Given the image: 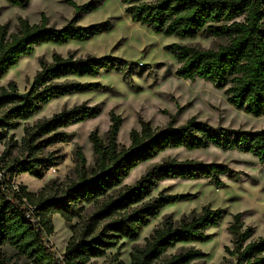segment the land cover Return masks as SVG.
<instances>
[{
  "label": "trees",
  "instance_id": "obj_1",
  "mask_svg": "<svg viewBox=\"0 0 264 264\" xmlns=\"http://www.w3.org/2000/svg\"><path fill=\"white\" fill-rule=\"evenodd\" d=\"M6 1L24 7L30 0ZM69 2L79 11L90 6ZM121 2L133 21L165 36L180 40L196 36L225 39V43L213 48L182 41L167 45L177 64L175 75L190 81L202 79L216 88H224L226 100L233 107L256 117L264 115V0ZM78 17L76 14L58 27L50 24L44 14L37 23L19 16L13 32L8 31L6 23L0 24V79L38 45L85 40L106 27L104 24L80 25ZM39 65L26 97H20L14 81L0 86V140L9 129L33 116L50 100L103 87L99 82L81 78L116 70L121 71L124 80L131 82L135 68L139 67L111 55L77 56L74 51L66 55L54 52L50 60L40 59ZM98 112L97 105L83 102L25 127L23 143L32 154L25 159L9 160V149H4L0 154L1 167L10 174L27 172L41 178L56 164L57 158L54 154L37 156L36 150L70 141L72 133L66 127L94 117ZM169 117L164 127H152L149 121L139 120V129L130 130V143L124 146L117 142L121 117L110 112L105 137L96 130L88 135L94 154L91 167L86 166L81 149H74L77 178L61 196L32 200V194L26 193L24 187L19 186L16 192L8 182L0 181V248L7 244L13 246L27 259L25 264H90L91 258L102 256L121 239H135L166 205L190 196L169 193L165 189L150 196L159 181L207 178L215 186H222V176H238L225 163L167 157L149 166L133 188H125L124 179L139 164L167 149L196 150L209 146L247 151L264 159V127L249 130L213 126L195 116L176 125L175 114ZM88 204L95 205L94 211L85 219L79 235L67 241L62 260L57 262L54 252L43 243L44 236L53 233L52 214H60L69 223L81 215ZM29 205L34 206L35 223L26 216L25 209ZM222 215L219 208L208 204L178 221L167 215L143 246L133 247L131 263L188 264L203 258L205 253L193 246L165 255L179 243L207 241L210 238L207 229L216 226ZM227 229L231 246L226 247L222 264H264V236L252 238L253 228L244 224L240 212L232 215ZM0 264L17 263L0 252Z\"/></svg>",
  "mask_w": 264,
  "mask_h": 264
},
{
  "label": "rangeland",
  "instance_id": "obj_2",
  "mask_svg": "<svg viewBox=\"0 0 264 264\" xmlns=\"http://www.w3.org/2000/svg\"><path fill=\"white\" fill-rule=\"evenodd\" d=\"M69 1L77 5L90 6L85 11H79ZM42 14L47 17L50 24L58 27L76 14H79L77 20L80 25L104 24L106 27L85 40H71L64 44L44 43L36 46L31 54L22 57L7 71L0 79V86L14 81L19 94L27 92L35 73L40 68V59L50 60L54 52L66 55L69 51H74L77 56L111 55L139 67L135 68L131 82L124 80L121 71L116 70L101 71L98 76L81 78L99 82L103 87L52 99L33 116L22 120L16 128L7 131L6 137L0 140V154L4 149H9V160L25 159L32 154L23 143L25 127H30L64 108H71L83 102L97 105L99 108L96 116L66 127V130L72 133L70 141L36 150L37 156L54 154L57 158L56 164L41 178L27 172H17L14 175L12 179L14 183L24 187L26 193L32 194V200L61 196L67 186L76 180L77 169L74 159L76 147L84 154L86 166H92L94 154L88 135L92 130H96L101 137H105L110 125V112L121 117L117 142L124 146L130 143V130L139 129V120L149 121L152 127H164L171 114L176 116V125H181L195 116L213 126L249 130L264 127V115L256 117L233 107L226 100L224 88H216L202 79L190 81L175 75L177 64L173 54L166 49L167 45L182 41L202 48H213L225 43V39L196 36L180 40L175 36L154 32L149 27L133 21L125 12L121 0H30L24 7L0 0V24L6 23L9 32L15 30L19 16L28 19L30 23H37ZM167 157L225 163L235 170L238 176L235 178L222 176V186H215L207 178L159 181L150 196L156 195L162 189L169 193L190 196L166 205L141 229L135 239H121L102 256L91 258L90 264H132L133 247L143 246L167 215L178 221L191 211H198L207 204L219 208L223 214L216 226L207 229L210 238L205 242L179 243L168 249L165 256L193 246L202 250L205 256L188 264H222L223 257L226 256V247L231 246V235L227 227L232 215L237 212H240L244 224L253 228L252 238L264 236V159L260 160L247 151L222 149L216 146L196 150L167 149L133 168L123 181L125 188H133L149 166ZM94 208V204L86 205L84 212L72 218L69 223L60 214H52L53 233L47 236V240L53 252L63 253L67 241L71 236L79 235L85 219ZM0 252L17 264L27 262V259L18 254L11 245H4Z\"/></svg>",
  "mask_w": 264,
  "mask_h": 264
},
{
  "label": "built area",
  "instance_id": "obj_3",
  "mask_svg": "<svg viewBox=\"0 0 264 264\" xmlns=\"http://www.w3.org/2000/svg\"><path fill=\"white\" fill-rule=\"evenodd\" d=\"M2 166V163L0 162V181H6L9 183V185L11 186L12 190L18 192L19 191V186L17 184L14 183V181L12 180L14 175L17 174V172H14L13 174H10L9 172H7ZM33 209L34 206L29 205L26 207V216L32 221V222H36L37 218L33 216ZM43 243L47 248L51 249V244L48 242L47 240V236H44L43 238ZM54 256L57 260V262H60L62 260V254H58L54 252Z\"/></svg>",
  "mask_w": 264,
  "mask_h": 264
},
{
  "label": "water",
  "instance_id": "obj_4",
  "mask_svg": "<svg viewBox=\"0 0 264 264\" xmlns=\"http://www.w3.org/2000/svg\"><path fill=\"white\" fill-rule=\"evenodd\" d=\"M27 93L28 92H25V93L20 94V97H26Z\"/></svg>",
  "mask_w": 264,
  "mask_h": 264
}]
</instances>
